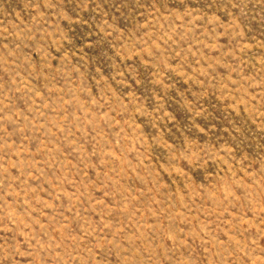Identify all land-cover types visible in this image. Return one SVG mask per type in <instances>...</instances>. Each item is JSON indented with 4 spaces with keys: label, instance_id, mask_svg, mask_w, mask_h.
I'll use <instances>...</instances> for the list:
<instances>
[{
    "label": "rangeland",
    "instance_id": "rangeland-1",
    "mask_svg": "<svg viewBox=\"0 0 264 264\" xmlns=\"http://www.w3.org/2000/svg\"><path fill=\"white\" fill-rule=\"evenodd\" d=\"M0 264H264V0H0Z\"/></svg>",
    "mask_w": 264,
    "mask_h": 264
}]
</instances>
